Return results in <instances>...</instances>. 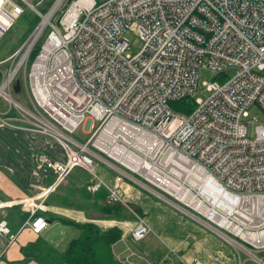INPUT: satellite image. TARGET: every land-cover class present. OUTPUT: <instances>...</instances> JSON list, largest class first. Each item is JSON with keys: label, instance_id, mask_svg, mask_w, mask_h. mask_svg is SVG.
I'll return each instance as SVG.
<instances>
[{"label": "built area", "instance_id": "built-area-1", "mask_svg": "<svg viewBox=\"0 0 264 264\" xmlns=\"http://www.w3.org/2000/svg\"><path fill=\"white\" fill-rule=\"evenodd\" d=\"M32 1L0 0V38L27 10L37 18L0 60V124L61 144L66 160L39 156L55 177L39 196L14 201L28 212L23 226L38 232L46 225L36 212L79 166L89 193L104 187L107 202L128 206L125 188H138L211 231L237 264H264V123L249 135L250 107L264 110V0H71L59 14L64 0L47 11L39 8L44 0ZM132 25L142 41L135 54L125 36ZM202 67L233 72L203 80L206 96L194 98L188 114L175 111L171 102L194 94ZM16 79L26 103L14 97ZM85 118L94 124L81 141L72 134ZM99 161L112 183L99 174ZM150 231L136 215L115 258L227 264L219 254L187 263L171 247L147 258L132 245ZM0 234L8 244L16 237L5 220Z\"/></svg>", "mask_w": 264, "mask_h": 264}, {"label": "crops", "instance_id": "crops-1", "mask_svg": "<svg viewBox=\"0 0 264 264\" xmlns=\"http://www.w3.org/2000/svg\"><path fill=\"white\" fill-rule=\"evenodd\" d=\"M48 146L53 148V142L42 135L0 124V220H5L10 233L16 236L14 241L8 244V237L0 234V264H67L55 258L63 254L68 241L74 238L70 235L75 232L74 223L91 221L97 223L101 229L117 226L121 231L134 226L135 221L91 220L82 210L48 204L46 200L54 189L47 193L43 200L44 208L39 210L46 225L38 232L23 226L28 212L14 201L24 196H39L47 190L55 177L54 170L41 164L39 156L46 154L59 162L66 160V153L53 154ZM80 169L84 170L81 167ZM71 171L76 172L73 169ZM99 174L107 182L112 183L111 172L104 170ZM125 191L126 196L131 193L133 198L138 199L146 211L154 210V214L149 213L146 216L151 231L140 241L141 244H131L139 254L157 260L166 252L167 247H171L187 263L194 260L209 263L214 254H219L227 258V264H237L232 248L206 228L211 234L202 232V225L199 223L183 214L188 220L173 215L166 208L160 207L158 202L152 201L149 194L145 195L146 192L140 193L138 189L128 186ZM5 202H11V205L8 206ZM53 230L60 234L58 242L50 238ZM150 233L154 236L148 241ZM35 240L42 243L31 245L30 243ZM122 249L121 240L112 245L113 254L121 252ZM174 263H178L176 257Z\"/></svg>", "mask_w": 264, "mask_h": 264}, {"label": "rangeland", "instance_id": "rangeland-1", "mask_svg": "<svg viewBox=\"0 0 264 264\" xmlns=\"http://www.w3.org/2000/svg\"><path fill=\"white\" fill-rule=\"evenodd\" d=\"M33 0L32 2H34ZM53 0H46L44 3L39 5V8L43 11L48 10L49 6H51V2ZM60 11L58 12V14ZM34 22V16L30 10H27L26 13L22 16H20L8 29V31L0 38V60L8 57L16 48L20 46V44L26 39L28 34L31 32ZM126 38L129 41V47L127 48V52L130 54H135L138 52L142 46V41L139 37L138 32L136 31L135 25H132L128 31L125 34ZM42 40V38H40ZM233 72L232 68L226 69L223 73L225 76L228 74L229 76ZM222 73L218 72L217 70H212L210 68L202 67L198 70V86L197 90L194 92L192 97L196 98L198 96L205 97L206 94L201 90L202 82L203 80H209L211 78H218ZM225 73V74H224ZM21 77V75L19 76ZM14 97L21 101L22 103H26V96L24 93V90H20L19 93H14ZM0 107H2V102H0ZM250 112V126H249V135H253V127L255 125L264 123V110L259 108L256 105H253L249 109ZM93 121L89 118H85V120L78 126V128L75 130V132L72 134L75 138L78 140L83 141L88 135L89 131L91 130ZM95 124H97V121H95ZM52 151L53 154L56 155H62L65 153L64 148L61 146V144L57 142H53V148L48 146ZM51 160H55L53 157L49 156ZM105 165L102 162H98L96 165V168L98 169V172H103L105 170ZM74 171H70L68 174L64 176V178L57 184V186L54 188V191L49 194L51 202H48V204L52 205H59L63 207H69L74 208L78 210H82L86 217L91 220L100 219L98 218L100 216L98 210L91 205L92 199L91 198H85L86 197V188H85V178L88 177L87 172L80 169L79 166H75L73 168ZM138 189V188H136ZM67 190V191H66ZM140 193H143L144 191L138 189ZM69 192V193H66ZM145 193V192H144ZM145 195H148V193H145ZM150 198L154 202H158V205L160 207L166 208V210L170 213H172L175 216H180L183 219L188 220L186 217L182 215V213L170 205L169 203L159 200L157 197L149 194ZM127 199V205L125 206L124 211L122 212L121 219H116L118 221L123 220L124 222L129 221L133 222L136 219V215L143 217L146 220V216L150 214H154L153 211H146L145 207L138 202V199L132 197L131 193L126 196ZM49 200V201H50ZM54 200V201H52ZM163 204V205H161ZM165 202V203H164ZM72 205V206H68ZM149 210V209H148ZM157 211H159L157 209ZM158 214V213H156ZM104 219V218H101ZM97 225V223H95ZM73 225V224H70ZM75 232L73 234H70L71 237H77L80 233L79 228L76 225H73ZM99 226V225H98ZM100 227V226H99ZM101 228V227H100ZM201 229L203 230L205 234H211L208 232L205 228L201 226ZM70 230V229H68ZM69 232V231H68ZM213 235V234H212ZM154 235L150 233V235L147 237V240L152 238ZM70 237V238H71ZM50 238L54 240L55 242H58L60 238L59 232H55L54 230L50 234ZM149 239V240H150ZM71 240V239H70ZM69 240V241H70ZM148 240V241H149ZM68 241V243H69ZM67 243V245H68ZM140 243V242H139ZM141 244V243H140ZM67 247H65L63 253L67 250Z\"/></svg>", "mask_w": 264, "mask_h": 264}, {"label": "trees", "instance_id": "trees-1", "mask_svg": "<svg viewBox=\"0 0 264 264\" xmlns=\"http://www.w3.org/2000/svg\"><path fill=\"white\" fill-rule=\"evenodd\" d=\"M36 20L37 18L34 17V22H36ZM32 57L33 54L31 58ZM171 106L175 111L188 114L195 106L194 97L186 96L173 101L171 102ZM88 178L89 175L85 178V184ZM86 194L85 198H91V205L98 210L100 214L98 218L121 219L124 217L122 212L124 211L125 206L119 202H107V191L104 187H100L92 194L86 191ZM49 200L50 198L46 200V203L51 202V200ZM35 215H40V212L37 211ZM74 225L79 228L80 233L77 237H74L69 241L67 250L62 255L55 258L57 261H63L67 264H122L115 258L112 252V245L121 235L120 228L112 226L107 229H101L91 221L74 223ZM40 243H42V241L35 240L30 244L40 245Z\"/></svg>", "mask_w": 264, "mask_h": 264}, {"label": "bare ground", "instance_id": "bare-ground-1", "mask_svg": "<svg viewBox=\"0 0 264 264\" xmlns=\"http://www.w3.org/2000/svg\"><path fill=\"white\" fill-rule=\"evenodd\" d=\"M44 1H46V0H44ZM55 1L56 0H53L51 3V6L55 3ZM70 2H71V0H64V1H62L61 3H60V5H59V7L56 9V13H58L59 11L61 12L62 10H64V9H66L68 6H69V4H70ZM44 3V2H43ZM51 6H49V8L51 7ZM48 8V9H49ZM47 11V10H46ZM226 244V243H225ZM168 248V247H167Z\"/></svg>", "mask_w": 264, "mask_h": 264}, {"label": "water", "instance_id": "water-1", "mask_svg": "<svg viewBox=\"0 0 264 264\" xmlns=\"http://www.w3.org/2000/svg\"><path fill=\"white\" fill-rule=\"evenodd\" d=\"M13 90L14 92L18 93L20 91V82L18 79L15 80L13 84Z\"/></svg>", "mask_w": 264, "mask_h": 264}]
</instances>
